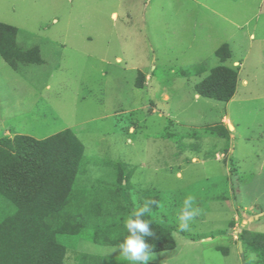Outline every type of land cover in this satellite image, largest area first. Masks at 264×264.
<instances>
[{
  "label": "rangeland",
  "instance_id": "1",
  "mask_svg": "<svg viewBox=\"0 0 264 264\" xmlns=\"http://www.w3.org/2000/svg\"><path fill=\"white\" fill-rule=\"evenodd\" d=\"M253 1L0 0V23L42 58L13 69L0 56V138L76 134L85 158L72 187L102 211L91 230L157 199L148 214L171 227L176 248L149 264H243L242 232L264 233V15L246 23ZM224 44L226 65L242 63L228 103L197 96L207 74H182L220 65ZM121 251L80 239L65 264L80 254L130 264Z\"/></svg>",
  "mask_w": 264,
  "mask_h": 264
},
{
  "label": "trees",
  "instance_id": "2",
  "mask_svg": "<svg viewBox=\"0 0 264 264\" xmlns=\"http://www.w3.org/2000/svg\"><path fill=\"white\" fill-rule=\"evenodd\" d=\"M17 37L16 27L0 23L3 60L13 69L19 64H41L40 49L23 48ZM215 56L220 65L210 71L201 64L182 74H207L195 85V93L228 103L237 90L239 68L226 65L231 58L228 44L217 49ZM140 76L138 88L143 87L146 77L143 73ZM84 158V145L70 129L41 140L19 134L0 138V264H65L68 249L74 250L80 239L104 246L124 242L129 235L127 219L91 230L101 221L99 200L72 187ZM119 183H123L122 178ZM151 206L155 209L156 203ZM144 219L151 221L155 233L144 236L153 253L176 248L170 226L152 219L147 212ZM241 240L245 248L243 264H264V233L244 231ZM249 253H255L256 259ZM80 259V264L101 263L100 256L80 254Z\"/></svg>",
  "mask_w": 264,
  "mask_h": 264
},
{
  "label": "clouds",
  "instance_id": "3",
  "mask_svg": "<svg viewBox=\"0 0 264 264\" xmlns=\"http://www.w3.org/2000/svg\"><path fill=\"white\" fill-rule=\"evenodd\" d=\"M194 197L189 196L183 202V207H192ZM156 203L155 201H147L143 208L135 211L133 216L126 220L125 227L129 235L120 243L118 248L122 249V256L130 262V264H149L153 259V252L151 246L145 241L144 236H154L155 233L151 228V221L144 219L145 213L150 212V205ZM195 211H198L195 210ZM191 213H185L184 216L179 217L180 229L187 230L188 225L181 221H186ZM251 259L255 260V253L252 254Z\"/></svg>",
  "mask_w": 264,
  "mask_h": 264
},
{
  "label": "crops",
  "instance_id": "4",
  "mask_svg": "<svg viewBox=\"0 0 264 264\" xmlns=\"http://www.w3.org/2000/svg\"><path fill=\"white\" fill-rule=\"evenodd\" d=\"M226 2V5H229V1L232 2H236V0H223ZM200 2V1H198ZM203 7L211 9L212 12H214L215 14H217L221 19L225 20V21H229V18L225 15V12L223 13V11H219L217 9H212L207 3H202ZM259 8V10H258ZM222 9V8H221ZM244 13H245V21L246 23H248L250 20H252L257 14H261L264 15V0H254L253 2H251V4H248L244 7ZM254 12V14H253ZM256 35L255 33H251L250 34V39H255ZM232 66H238L239 70L242 67V63L239 61H234ZM248 85V80L247 79H243L242 80V86H247ZM236 94V93H235ZM198 96V95H197ZM200 97V96H198Z\"/></svg>",
  "mask_w": 264,
  "mask_h": 264
}]
</instances>
